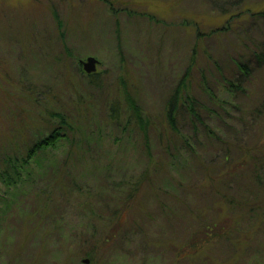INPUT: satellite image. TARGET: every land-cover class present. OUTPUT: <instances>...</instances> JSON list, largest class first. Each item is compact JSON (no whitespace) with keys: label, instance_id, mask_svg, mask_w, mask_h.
Segmentation results:
<instances>
[{"label":"rangeland","instance_id":"1","mask_svg":"<svg viewBox=\"0 0 264 264\" xmlns=\"http://www.w3.org/2000/svg\"><path fill=\"white\" fill-rule=\"evenodd\" d=\"M263 10L0 0V264H264Z\"/></svg>","mask_w":264,"mask_h":264},{"label":"trees","instance_id":"2","mask_svg":"<svg viewBox=\"0 0 264 264\" xmlns=\"http://www.w3.org/2000/svg\"><path fill=\"white\" fill-rule=\"evenodd\" d=\"M101 1L106 2V0H101ZM109 6L111 7L110 3H109ZM258 14L264 15V10L259 12ZM257 61H258V63L263 62V60H257ZM240 68L243 71L246 70V68L243 66H240ZM186 75L187 74H184V76L181 78L180 82L178 83V86L175 88L174 92L172 93V95L170 96V98L167 100V103H166V107H167L166 119L172 128H174V122H175L172 114L174 113L175 108L178 105V101L180 99V92H181L182 87L186 81ZM123 93H124V99H125L128 107H129V109H130V115L135 119L136 123L139 126H141V128H144V126L146 124V120L143 118L135 99L129 95L128 91L125 90ZM49 115L52 117H57L58 120L60 121L59 122L60 125L65 124V120H64L63 116H60V115L53 113V112L49 113ZM197 119H198V117H197ZM60 129H61L60 127H54L53 129L50 130V132L47 136H43L40 139L36 140L30 147H28L26 149L25 156L19 160L20 163L25 164V166H27L30 159H32V157L37 152H39L41 150H46V149L51 148V147H54L56 142L62 136V134H60V131H61ZM14 162H17V161L15 159L6 158L7 165H5V170L3 172H0L1 174L5 175V177L8 179V185L15 183L16 180H14V179L20 178V174L18 173L19 167ZM9 171L15 175L14 179H11V175H10ZM133 195H134L133 191H130V193L128 194V196L125 199L128 200L131 197H133ZM123 210H124V208H123ZM119 211H121V210H119ZM120 214L121 213L119 212V215Z\"/></svg>","mask_w":264,"mask_h":264},{"label":"water","instance_id":"3","mask_svg":"<svg viewBox=\"0 0 264 264\" xmlns=\"http://www.w3.org/2000/svg\"><path fill=\"white\" fill-rule=\"evenodd\" d=\"M98 63L97 59L94 57H87L85 61H81L82 69L86 74L93 73L95 71L96 64Z\"/></svg>","mask_w":264,"mask_h":264}]
</instances>
